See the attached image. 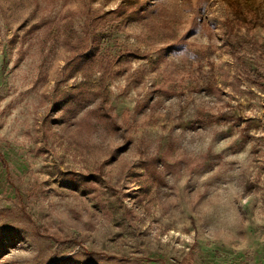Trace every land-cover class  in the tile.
<instances>
[{"label": "rangeland", "instance_id": "374dc122", "mask_svg": "<svg viewBox=\"0 0 264 264\" xmlns=\"http://www.w3.org/2000/svg\"><path fill=\"white\" fill-rule=\"evenodd\" d=\"M121 4L0 0V264H264V0Z\"/></svg>", "mask_w": 264, "mask_h": 264}, {"label": "trees", "instance_id": "16d2710c", "mask_svg": "<svg viewBox=\"0 0 264 264\" xmlns=\"http://www.w3.org/2000/svg\"><path fill=\"white\" fill-rule=\"evenodd\" d=\"M154 1L155 0H149V2H143V0H122L123 4H121V6L119 7V9L117 10H113L110 11L108 13H106L105 15H115V14H120V16L125 17L126 11L128 12V18L130 19H138V20H143L144 19V13L146 12V10H148L147 14H149V10L150 7H152V5H154ZM123 6V7H122ZM118 10L123 11L122 13H118ZM98 20H96L97 22L102 19V17H98ZM95 26V25H93ZM88 38H89V34H88ZM80 41V45L81 48L77 51L78 54L83 53L86 48H87V35L85 38L79 40ZM78 41V42H79Z\"/></svg>", "mask_w": 264, "mask_h": 264}]
</instances>
